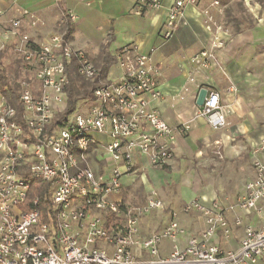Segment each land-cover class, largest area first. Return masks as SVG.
<instances>
[{
  "label": "built area",
  "instance_id": "1",
  "mask_svg": "<svg viewBox=\"0 0 264 264\" xmlns=\"http://www.w3.org/2000/svg\"><path fill=\"white\" fill-rule=\"evenodd\" d=\"M196 3L175 0L167 8L162 42L173 37L184 8ZM161 9L158 0H140L132 13L143 16ZM16 12L19 17L0 33V53L11 48L33 77L17 83V105L6 99L7 87L0 90V264H255L264 256V143L252 151L253 178L228 208L261 222L259 227L244 226L237 249L224 250L212 241L218 232L225 240L231 234L217 201L207 207L193 199L182 206L180 213L203 218L200 234L188 233L179 212L170 211L165 227L145 237L141 220L166 205L150 190L144 205L127 208L122 180L137 173L140 158L152 168L169 166L177 139L191 129V121L168 125L151 107L162 97L161 73L153 64L155 49L145 54L133 45L118 49L113 54L118 74L111 77L74 48L62 31L31 39L22 32L21 19L34 16L22 9ZM67 19L76 18L68 14ZM205 28L223 32L210 16ZM222 46L215 36L211 47L192 61L217 71L214 49ZM70 71L94 87L90 99L79 101L72 113L59 119L66 107ZM197 118H205L215 131L226 127L217 92H207L194 114ZM34 180L49 184L45 220L38 199L27 207ZM234 225L240 226L241 220L235 219ZM165 240L170 250L161 255Z\"/></svg>",
  "mask_w": 264,
  "mask_h": 264
},
{
  "label": "crops",
  "instance_id": "2",
  "mask_svg": "<svg viewBox=\"0 0 264 264\" xmlns=\"http://www.w3.org/2000/svg\"><path fill=\"white\" fill-rule=\"evenodd\" d=\"M138 1L0 0V28L2 23L19 17L17 9L27 11L38 20L33 25L31 19L23 18L21 29L36 41L54 33L55 25L70 24L69 41L74 48L84 51L104 41L96 63L103 47L112 58L118 49L127 45L136 46L143 54L155 49L153 64L161 73L158 89L162 97L152 102L151 107L168 125L174 127L179 122L191 121V129L177 139L174 159L169 166L152 168L140 158L137 173L122 180L123 190L139 178L146 192L159 193L160 179L176 177L181 184L182 205L171 211L179 212L181 226L190 234H200L205 227L203 218L196 213H180L182 206L193 199L207 207L217 201L231 234L225 240L218 232L212 241L224 250H235L245 225H261L254 215L228 208L235 204L245 184L253 178L252 151L264 143V0H197L195 6L184 8L173 37L167 42L161 41L160 32L167 8L175 0H158L163 9L135 16L132 10ZM214 2L217 5H213ZM68 14L75 16L74 22L68 21ZM208 16L213 23L224 24L226 31L216 34L214 28L208 31L205 28ZM88 21L101 22L103 28L102 39L94 43L85 41L86 47L84 42L74 39V34L76 28ZM109 32L112 40L107 43L105 38ZM215 36L223 43L222 47L214 49L220 69L199 68L192 59L208 50ZM106 73L114 77L118 71L112 65ZM201 89L219 94L227 123L225 128L215 131L205 118L194 119L195 98ZM237 218L241 220L240 226L234 225ZM183 240L180 238L179 243ZM169 246L163 243L161 255L169 253ZM255 264H264V256Z\"/></svg>",
  "mask_w": 264,
  "mask_h": 264
},
{
  "label": "rangeland",
  "instance_id": "3",
  "mask_svg": "<svg viewBox=\"0 0 264 264\" xmlns=\"http://www.w3.org/2000/svg\"><path fill=\"white\" fill-rule=\"evenodd\" d=\"M11 20L7 21L6 23H2L3 25H1L2 27L0 28V33H2L5 29L10 28ZM31 21L37 22L38 20L31 19ZM21 22L22 25H24L23 19H21ZM220 26L224 31H226L224 24L220 23ZM102 28L103 27L101 22L88 21L80 28H76L74 39L82 43L84 42L85 46L88 47V44L85 41L94 43L95 41H99L102 39ZM53 30L55 32H61V28L58 27V25H55ZM95 33L96 35H93ZM36 38L40 39L38 35H36ZM99 43L100 42L95 45H90L89 48L84 49L85 53H87V55L95 65L96 57L104 41L101 44ZM77 47L82 48L80 45H78ZM2 64L6 70L9 80L15 83V85H17V83L22 80H32V70L22 63L20 57L16 55L11 48L4 50ZM159 182L161 183V190L159 191V193L155 190L154 191L158 194L160 199L167 204H165L166 209L162 212L151 213L141 220L140 227L145 237L160 232L168 222L169 212L171 211V209H179L182 205V201L180 202L181 189H179L181 184L177 180V178L163 177V179H160ZM145 197L146 190L139 178L134 180L133 183H131L122 191V199L127 208H134L144 205ZM165 242L168 244L166 240L163 241V243ZM168 250H170V246Z\"/></svg>",
  "mask_w": 264,
  "mask_h": 264
},
{
  "label": "trees",
  "instance_id": "4",
  "mask_svg": "<svg viewBox=\"0 0 264 264\" xmlns=\"http://www.w3.org/2000/svg\"><path fill=\"white\" fill-rule=\"evenodd\" d=\"M61 31L64 32L65 39H69L72 32V26L70 24H66L62 26ZM105 39L107 43L110 42L112 40V33L109 32ZM3 53L4 51L0 53V90L3 87H7L8 92L4 93L6 99L12 105H17V85L11 82L7 76L6 70L2 64ZM114 62V58H112L103 47L97 59V68L102 74H106L107 70L114 64ZM93 87L94 86L91 83L79 79L76 75L72 74V71H70V83L66 89V107L62 114H60L59 119H62L66 115L72 113L76 109L79 101L83 99H90ZM48 191L49 184L47 183L39 180H34L29 183L27 207L28 203L35 199H38V210L43 220L46 219V215L50 210V204L48 202Z\"/></svg>",
  "mask_w": 264,
  "mask_h": 264
},
{
  "label": "water",
  "instance_id": "5",
  "mask_svg": "<svg viewBox=\"0 0 264 264\" xmlns=\"http://www.w3.org/2000/svg\"><path fill=\"white\" fill-rule=\"evenodd\" d=\"M207 95V91L205 89L199 90L196 98H195V104L197 107H201L203 105L204 99Z\"/></svg>",
  "mask_w": 264,
  "mask_h": 264
}]
</instances>
